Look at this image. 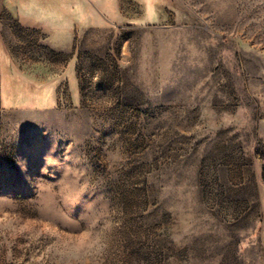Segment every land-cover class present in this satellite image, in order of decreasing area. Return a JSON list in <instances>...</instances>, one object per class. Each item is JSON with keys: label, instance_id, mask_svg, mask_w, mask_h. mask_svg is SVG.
Masks as SVG:
<instances>
[{"label": "rangeland", "instance_id": "rangeland-1", "mask_svg": "<svg viewBox=\"0 0 264 264\" xmlns=\"http://www.w3.org/2000/svg\"><path fill=\"white\" fill-rule=\"evenodd\" d=\"M0 264H264V0H0Z\"/></svg>", "mask_w": 264, "mask_h": 264}]
</instances>
